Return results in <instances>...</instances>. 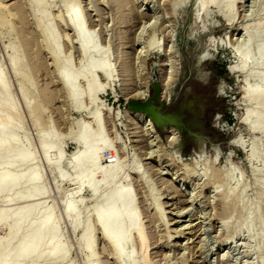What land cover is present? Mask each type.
Instances as JSON below:
<instances>
[{
    "label": "rangeland",
    "instance_id": "obj_1",
    "mask_svg": "<svg viewBox=\"0 0 264 264\" xmlns=\"http://www.w3.org/2000/svg\"><path fill=\"white\" fill-rule=\"evenodd\" d=\"M72 10L97 52H83ZM198 13V0H0V94L12 102L0 122L14 124L18 149L11 155L32 157L7 172L38 175L43 194L26 203L27 225L50 217L67 256L56 264H264V132L243 124L247 111L259 108L264 121V102L243 100L249 89L264 91V66L255 56L264 44V0H218ZM100 56L110 78L89 74L99 89L94 98L80 79L78 108L58 70L69 63L71 74L80 73ZM246 57L252 66L235 68ZM81 128L105 142L96 145L103 153L99 198L79 190L84 178L76 179L72 164ZM112 156L118 170L107 185L102 171ZM117 187L128 189L146 238L130 234L122 260L93 213ZM7 194L0 195V212L24 204L5 206ZM0 229L3 239L8 227Z\"/></svg>",
    "mask_w": 264,
    "mask_h": 264
},
{
    "label": "bare ground",
    "instance_id": "obj_2",
    "mask_svg": "<svg viewBox=\"0 0 264 264\" xmlns=\"http://www.w3.org/2000/svg\"><path fill=\"white\" fill-rule=\"evenodd\" d=\"M217 1L218 0H198V9H199L198 17L201 15V13L202 14L203 12L206 13L208 6L213 3H216ZM75 10L74 11L72 10V12L69 11V18L74 24L73 31L76 32L80 40L82 39L84 40V42H82L83 52L95 53L97 52L96 46L93 45V43L91 42V40H89V38L84 39L85 38L84 32L86 31L83 28L84 25H82L81 22L79 21L81 19H79L80 18L78 16L79 13L76 12L78 9L76 11ZM211 41H213V39ZM260 45L262 46H259L255 50V56L257 57V60H259L258 64L260 66H264V60H263L264 44H260ZM242 51L239 50L238 48L237 51L235 52L236 57H239L240 60H244L242 57L244 56V53ZM252 57L251 58L246 57L245 63L243 64L240 63L235 68L246 69L247 67H250L249 65L252 66V64L254 63V62L252 63ZM95 72L102 73V75H104L105 78L107 79L110 78V67L108 63L105 61V59H103L101 56L97 59H93L92 61H90L87 68L81 71L80 73L71 74L69 63L68 64L66 63L64 66H61V68H59L58 70L57 75L60 78H62V80H64V84L66 88L72 94L70 95L79 103L78 108H81L82 105L81 100L83 98V94H81L79 91L76 90L77 82L82 78L87 80L89 74ZM93 81H88L90 85L89 87L91 88V91L88 92L89 98L92 97L94 98L93 96L95 94L94 92L96 91L98 92L99 90L95 87ZM0 82H1V78H0ZM1 94H0V113H3L7 109V107L12 108V102L4 103ZM244 99H246L249 102L257 103L260 106L264 102V91L260 89H256V90L249 89L244 93L243 100ZM262 111L263 108H259L255 112L247 111L248 114L243 119V124H245L252 132L253 131L264 132V121L261 119ZM253 120L256 121L252 123ZM13 125L9 119H4L0 122V152H3V156L1 155L2 159L0 158V167H3L6 170V172L0 175V195L8 192V194L4 197L2 201V203L7 207L17 202H24V204L19 206L13 212H9V211L0 212V226L3 227L4 225H6L8 227L7 229L8 232L6 236L3 235L4 236L3 239H0V264H22V262L27 259H30L32 261V264H37L42 259L50 260L53 264L64 262L67 256H65L66 253L64 254L62 251L64 249H61L60 245L57 242L58 230L56 226L52 223L50 217L43 218L39 221L37 220V222L29 223L27 225L28 223L27 221H29L27 219L29 217L31 218L32 209H30V206L26 203L33 201L38 197H41L43 194L37 188L39 182L38 175L27 174L26 172L14 175L11 174V172H7V170H9L13 166L18 167V166H23L25 164H29L32 158L29 153L23 152L21 150L19 152L14 153V155H11V153L14 152L15 149H18V146L16 145L17 140L16 141L14 140L13 135L10 136V134L12 133L11 130L13 128L12 127ZM76 142L80 146V151L74 155L72 159V164L74 169L77 171L76 179L79 180V178L80 179L84 178V184L81 185L79 190L81 191L83 187L88 188L92 192L94 197L99 198L98 197L99 182L98 183L95 182V177L97 176L96 175L97 166L100 165L98 163L100 162L101 154H103L102 149L105 148V142L101 138V136L91 135L88 132V130L85 128H81V131L76 138ZM97 143L101 145L102 149L96 148ZM44 150H47V148L44 147ZM111 158L112 159L110 161H107V165H106L107 168L104 171L101 170L104 175V181L106 182L107 185L110 184L111 175L118 170L116 161L114 160V156H112ZM84 165L88 167L87 170H81ZM22 185H28L29 188L28 191L19 192L22 194H19L18 192H17L18 194L13 192ZM173 199L174 198H171V200ZM72 204L73 203L68 201L65 205V212L67 215L72 213ZM135 211L136 210L134 206V201L130 193L128 192V189L125 190L121 187H117L115 193L110 194V196L107 195L106 197H104L101 200V204L97 206V208H95L93 212L96 223L99 227V230L101 231L103 238L108 242V244L114 251V254L119 260H122L126 256H128V251H127L128 249L126 248V246L129 244L127 242H129L128 240L130 234L138 233L140 239L143 242H146V238L144 237L143 233L140 232L139 230V226H140L138 220L139 217L137 216ZM89 232H90V226H87L85 229V247L87 250L91 252L92 244L90 238H88ZM17 239H19V242L16 248L12 252H9V248L11 247L12 244H14V242ZM44 247H49L48 248L49 250H43Z\"/></svg>",
    "mask_w": 264,
    "mask_h": 264
}]
</instances>
